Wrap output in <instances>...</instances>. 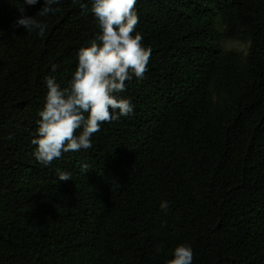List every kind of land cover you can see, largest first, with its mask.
Returning a JSON list of instances; mask_svg holds the SVG:
<instances>
[{
	"label": "trees",
	"instance_id": "16d2710c",
	"mask_svg": "<svg viewBox=\"0 0 264 264\" xmlns=\"http://www.w3.org/2000/svg\"><path fill=\"white\" fill-rule=\"evenodd\" d=\"M22 2L0 0V264H168L180 244L193 264H264V0H137L152 54L126 81L134 115L47 168L31 144L44 77L67 87L98 28L90 3L42 17L41 0L25 13L41 38L14 24Z\"/></svg>",
	"mask_w": 264,
	"mask_h": 264
},
{
	"label": "clouds",
	"instance_id": "9594fccd",
	"mask_svg": "<svg viewBox=\"0 0 264 264\" xmlns=\"http://www.w3.org/2000/svg\"><path fill=\"white\" fill-rule=\"evenodd\" d=\"M82 11L91 4L98 31L88 46L77 51V65L67 87L57 82L55 75L44 77L47 88L42 108L38 111L37 129L31 144L32 156L43 167H50L69 152L89 150L93 136L105 123L119 122L135 113L131 98L123 93L127 82L142 81L149 71L152 49L145 46L143 35L137 30L139 24L137 0H73ZM41 0H23L15 20L16 27L35 32L43 38L47 23L27 16L26 9L35 7ZM63 0H43L39 15H56ZM53 64L51 72H57ZM14 134L7 136L12 140ZM87 165L82 166V170ZM59 181H72V174L58 172ZM169 201H162L160 209L167 212ZM168 264H193L194 250L190 244H180L172 250Z\"/></svg>",
	"mask_w": 264,
	"mask_h": 264
},
{
	"label": "rangeland",
	"instance_id": "374dc122",
	"mask_svg": "<svg viewBox=\"0 0 264 264\" xmlns=\"http://www.w3.org/2000/svg\"><path fill=\"white\" fill-rule=\"evenodd\" d=\"M224 31H225V26L222 24H219L218 32L220 34H223ZM220 47L224 51H236V52L243 53L244 55H247L249 48H250V42H243V41L232 40V39H221Z\"/></svg>",
	"mask_w": 264,
	"mask_h": 264
}]
</instances>
